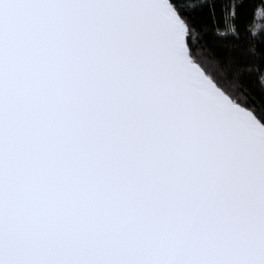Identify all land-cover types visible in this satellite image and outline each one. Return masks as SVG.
Returning <instances> with one entry per match:
<instances>
[{
  "label": "snow or ice",
  "instance_id": "1",
  "mask_svg": "<svg viewBox=\"0 0 264 264\" xmlns=\"http://www.w3.org/2000/svg\"><path fill=\"white\" fill-rule=\"evenodd\" d=\"M241 3L0 0V264H264Z\"/></svg>",
  "mask_w": 264,
  "mask_h": 264
},
{
  "label": "trees",
  "instance_id": "2",
  "mask_svg": "<svg viewBox=\"0 0 264 264\" xmlns=\"http://www.w3.org/2000/svg\"><path fill=\"white\" fill-rule=\"evenodd\" d=\"M228 0H217V15L220 14V8L223 3H227ZM264 8V0H242L241 6L237 9L238 19L236 23L240 26L241 33L243 34L245 26L249 31H255V25L261 23V19L258 13ZM198 22L207 23L211 27V21L208 19V12L204 10L198 17ZM258 36L259 33L256 32ZM205 39L211 45L213 43L212 36L209 34ZM250 102L257 106L264 104V93H261L258 89H254Z\"/></svg>",
  "mask_w": 264,
  "mask_h": 264
}]
</instances>
